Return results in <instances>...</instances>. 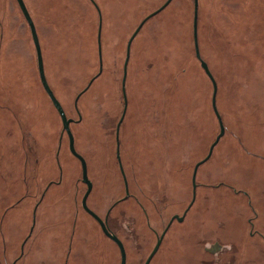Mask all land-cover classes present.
Instances as JSON below:
<instances>
[{"label":"rangeland","instance_id":"374dc122","mask_svg":"<svg viewBox=\"0 0 264 264\" xmlns=\"http://www.w3.org/2000/svg\"><path fill=\"white\" fill-rule=\"evenodd\" d=\"M24 1L37 28L48 82L68 118L77 121L71 126L75 146L93 182L88 204L103 219L116 204L109 222L128 252L150 254L157 235L190 204L194 168L220 133L212 111L213 84L194 57V0H174L133 42V105L119 136L131 189L126 200L116 134L124 110L127 45L139 24L167 0H94L102 15L104 70L77 107V96L100 70V14L92 0ZM199 13L200 52L217 81V107L226 128L198 171V182L210 186L200 203L208 208L211 241L193 238V220H207L194 209L186 221L172 225L158 254H203L205 244L222 243L221 234L213 232L220 226L230 230L239 224L245 231V220L254 217L249 201L264 232V0H199ZM86 191L81 163L41 83L30 27L17 0H0V223L4 214L10 220L0 229L5 235L0 254L7 247L9 262L14 258L15 222L27 221L24 212L32 202L42 203L32 244L36 254L50 251L49 240L53 252L62 243L61 249L80 254V260L81 254H93V261L120 254L82 208ZM255 243L251 238L227 244L242 247V254L264 251L262 244L252 248Z\"/></svg>","mask_w":264,"mask_h":264},{"label":"flooded vegetation","instance_id":"af4514ba","mask_svg":"<svg viewBox=\"0 0 264 264\" xmlns=\"http://www.w3.org/2000/svg\"><path fill=\"white\" fill-rule=\"evenodd\" d=\"M119 136H120V133H119ZM120 156H121V154H120ZM208 189H210V186H208L206 184H200L198 182V172H197V176H196V188H194L193 175H192V189L190 190V192L192 194L191 202L182 215H180V214L174 215V216L178 215L179 217H183L184 219L181 222L178 221L177 219H174V221L172 222L168 231L170 230V228L172 227V225L175 222L183 223L184 221H186L188 215H190V213L194 209H199L197 212L201 215L199 217L202 218V215H203L204 217L207 218V220L206 219H204V220L194 219L193 224L195 226L193 228L191 226V228L193 229V231L191 230V233L193 235V238H196V236H198L199 238L203 239L204 242H209V240L211 238L212 231L210 229L211 225H210V221L208 219V217H209L208 216L209 214L207 213L208 208L206 207V203H204V204L200 203V197H201L202 192L204 191L203 195H206V193H210V192H208ZM200 190H201V193L199 194ZM48 191H49V187H48L47 191L45 192V194L43 195V197L46 195V193ZM129 192H130V188H129ZM236 192L239 193V191H236ZM244 195H246V196H248V198H250L248 193H245ZM32 197L33 196L31 195L30 196L31 200H33ZM130 197H131V193H130ZM88 200H89V198H88ZM204 200H206V196H204ZM139 204L141 205V207H143V205L140 202H139ZM41 205H42L41 202H39L37 204L32 202V205L29 206L30 208L27 210V212H24V215H26L25 218L27 219L26 222L24 220V223H23V222L19 221V218L16 219L15 224H17V227L14 226L16 229L14 232V241L12 242L13 248L15 246V250H16L15 253L16 254H13L14 258L12 259L11 262H9V260H8L9 254H7V247H5V250L3 252H1V254H0V264H122V254H121V251H120L118 245L114 241L109 239L104 234L100 224L90 214L89 215L92 217V219L101 228V231L103 232L105 237L109 241H111L114 245H116L118 247L120 254H106L107 258L104 257L105 259H103L102 261H98L97 259L95 261H93V257H94L93 254H86V255L81 254L83 258H81V260H80V254H68V252H66V250L64 248L65 242H63V248L64 249H61L62 243H60L59 244L60 251L55 252L56 251V246H55L54 247L55 253H54L52 251V247L54 245H53V242L51 243V240H49L50 246L48 245L50 247V251L45 252V254H36V250H35V248L33 250L32 244L34 243L35 238H36V228H37L38 217L42 216V213L40 212ZM115 205L116 204H114L108 211V214L106 216L107 217V225H108L110 232L117 235L121 239V241L123 242V244L125 246L126 264H146L152 252L150 254H130L127 250V246L125 243L126 241L122 238V235L119 234L116 230H114L113 226L110 224V222H109L110 213L113 210V208L115 207ZM88 206H89V208H91L89 204H88ZM201 207H203V212H201ZM82 208H83V206H82ZM247 208L249 209V211H251L252 215L254 214V217L252 219L248 218L247 220H245V224L242 225V226H244L245 231L246 230L248 231V234L245 233L244 229L243 230L239 229V227H238L239 224H235L233 228H230V230H228L226 227L223 228L222 226H220V228H218L217 230H213V232H216V233L219 232V234H221L222 239H223L222 243L221 242L219 243L217 241V242H214L213 244H210L209 246L207 244H205V246L203 248L204 252H202L203 254H186V256H182L180 254H158V252L160 250V248H159L157 253L152 257L149 264H264V251H260L259 248H257L261 244L264 245V232L261 231L259 229V227H257L258 225L256 224L260 215L258 212H256V208L251 201H249ZM143 209L145 211V208H143ZM6 221H7L6 220V214H4V218H3L2 222L0 223V229L1 230L5 226ZM9 221H7V223ZM19 223H22V225H20ZM148 224L150 225L149 220H148ZM13 225H14V223H13ZM27 228H28V232L26 231ZM231 230L233 232L232 237L228 236L229 235L228 231H231ZM168 231H167V233H168ZM0 232L2 233V231H0ZM25 232H27V233L24 236ZM125 233L130 234L131 233L130 228L126 229ZM167 233L165 234V237H166ZM21 236L23 237L22 241L19 240ZM160 236L157 235V240ZM0 237L2 239H5L4 234H0ZM165 237H164V239H165ZM251 238L256 239V243L252 246V248H257V251L255 250L257 254H254V253L253 254H248V253L242 254L241 253L242 247H240L241 249L240 248L238 249V245L232 246V245L227 244L229 241H234V240H236V244L237 243H240V244L244 243L245 244L246 241H248V239H251ZM164 239H163V241H164ZM259 239L262 240V243H260ZM163 241H162V243H163ZM4 242L7 243L6 240ZM54 242H56V241H54Z\"/></svg>","mask_w":264,"mask_h":264},{"label":"water","instance_id":"95a60500","mask_svg":"<svg viewBox=\"0 0 264 264\" xmlns=\"http://www.w3.org/2000/svg\"><path fill=\"white\" fill-rule=\"evenodd\" d=\"M173 0H167L160 8H158L156 11L152 12L151 14H149L137 27V29L135 30V32L133 33V35L131 36V38L128 41V45H127V52H126V59H125V63H124V74H123V80H122V91H123V97H124V110H123V114L122 117L118 123L117 126V144H118V148H117V157L119 160V164H120V168H121V172L123 174L124 177V181H125V188H126V197L124 198L127 199L130 197V192H129V185H128V181H127V177L123 168V164L121 161V156H120V140H119V133H120V127L121 124L125 118L126 112H127V108H128V96H127V91H126V81H127V76H128V65H129V61H130V57H131V47L133 44V41L135 40V38L137 37V35L139 34V32L142 30V28L144 27V25L153 17L157 16L158 14H160L162 11H164L171 3ZM18 5L30 27L31 30V34H32V38L34 41V45L36 48V53H37V61H38V70H39V75H40V79H41V83L43 85L44 90L46 91V93L48 94L49 98L51 99L53 105L55 106L56 110L58 111L61 120H62V124H63V131L67 133L68 138H69V146H70V151L71 153L80 161L81 166H82V181L83 183L87 186V191L85 193V195L83 196L82 199V206L84 208V210L90 214L101 226L102 231L104 232V234L111 239L112 241H114L122 254V264H126V249L125 246L123 244V242L121 241V239L110 232L108 225H107V217L105 219H102L97 213H95L91 208H89L88 206V198L93 190V182L90 180L89 178V174H88V164L86 159L77 151L76 146H75V137L74 134L72 132L71 129V124L75 121L72 118H68L65 109L63 108L61 102L59 101V99L56 97L53 89L51 88L47 76H46V72H45V65H44V58H43V52H42V47H41V43H40V39H39V35L37 32V28L36 25L34 23V20L27 8V5L25 3L24 0H17ZM92 2L95 4L99 14H100V26H99V34H98V44H99V58H100V70L99 73L92 78V80L90 81L89 85L87 86V88H85V90L83 92H81L75 101V105L77 107L78 101L80 99V97L82 96L83 93H85L93 84V82L95 81V79H97L101 73L103 72V56H102V43H101V34H102V15H101V11L98 7V5L95 3L94 0H92ZM198 18H199V0H194V22H193V34H194V44H195V52H196V57L197 59L200 61L201 66L203 68V70L205 71V73L207 74V76L209 77V79L211 80L212 84H213V97H212V105H213V109L214 112L218 118L219 124H220V133L217 136L215 142L211 145L210 150L208 155L201 160L200 162H198L194 168V172H193V183H194V188H196V176H197V172L200 168V166H202L203 164H205L208 160H210V158L213 155L214 149L215 147L218 145V143L220 142L221 138L225 135V125L224 122L222 120V116L218 110L217 107V92H218V85H217V81L213 75V73L211 72L208 63L202 58L201 56V52H200V45H199V37H198ZM78 114H79V121L81 120V114L79 112V110L77 109ZM174 219H177L178 221H183V217H179L174 216L171 221L169 222L168 226L166 227V229L164 230V232L162 233V235L158 238L156 246L154 247L148 261L146 264H149V262L151 261L152 257L157 253V251L159 250L162 241L165 237V234L167 233L169 227L171 226L172 222L174 221Z\"/></svg>","mask_w":264,"mask_h":264},{"label":"trees","instance_id":"16d2710c","mask_svg":"<svg viewBox=\"0 0 264 264\" xmlns=\"http://www.w3.org/2000/svg\"><path fill=\"white\" fill-rule=\"evenodd\" d=\"M173 1H174V0H173ZM173 1H172V2H173ZM171 4H172V3H171ZM171 4H170V5H171ZM170 5H169V6H170ZM169 6H168V7H169ZM168 7H167V8H168ZM162 12H163V11H162ZM162 12H161V13H162ZM199 14H200V13H199ZM158 15H159V14H158ZM155 17H156V16H155ZM199 17H200V15H199ZM153 18H154V17H153ZM153 18H152V19H153ZM150 20H151V19H150ZM148 22H149V21H148ZM198 24H199V21H198ZM144 26H145V25H144ZM198 26H200V24H199ZM198 29H199V27H198ZM192 36H193V42H194V34H193ZM198 37H199V36H198ZM199 41H200V38H199ZM133 42H134V41H133ZM101 43H102V42H101ZM132 53H133V44H132V47H131V57H130L129 65H128V77H127V82H126V89H127V93H128V100H129V107H128V111H129V112L132 110V109H130V107L133 105L132 96H131V94L129 93V86H130V85H129V72H130V70H131L130 64H131V60H132V57H133ZM194 55H195L194 57L196 58V61H197L198 64L200 65V69L202 70V72H203V74L205 75L206 79H208L209 82H210V79L208 78V76H207V74L205 73V71L202 69L201 63L199 62V60H198L197 57H196L195 44H194ZM102 56H103V51H102ZM103 70H104V68H103ZM181 73H183V72L181 71ZM100 76H101V75H100ZM98 78H99V77H98ZM98 78H97V79H98ZM97 79H96V80H97ZM96 80H95V81H96ZM95 81L93 82V84L95 83ZM210 83H212V82H210ZM93 84H92V85H93ZM149 84H150V83H148L147 85L149 86ZM152 84H154V83H152ZM92 85H91V86H92ZM90 88H91V87H90ZM90 88H89V89H90ZM89 89H88V90H89ZM84 90H85V89H84ZM84 90H83V91H84ZM88 90H87V91H88ZM83 91H82V92H83ZM87 91H86V92H87ZM145 91H146V90H145ZM145 91H144V92H145ZM86 92H85V93H86ZM85 93H83L82 96H83ZM147 93L149 94V93H150V90H147ZM82 96H81V97H82ZM218 96H219V92L217 93V100H218ZM81 97H80V98H81ZM134 100H135V99H134ZM145 100H146V99H145ZM79 101H80V99H79ZM79 101H78V103H79ZM218 106H219V104H218ZM212 109H213V106H212ZM128 111H127V114L129 113ZM212 111H213V114L216 115L215 112H214V109H213ZM72 124H73V123H72ZM72 124H71V126H72ZM123 124H124V123H122V125H121V132H122L123 127H124ZM121 132H120V134H121ZM121 136H122V135H121ZM121 138H122V137H121ZM121 157H122V155H121ZM128 182H129V181H128ZM129 186H130V185H129ZM129 188H130V187H129ZM27 190H29V186H28V189H27ZM130 190H131V189H130ZM32 196L34 197V193H32ZM137 199H138V198H137Z\"/></svg>","mask_w":264,"mask_h":264}]
</instances>
